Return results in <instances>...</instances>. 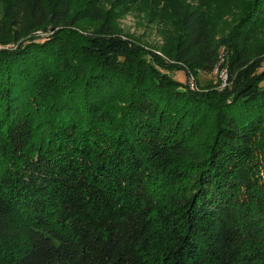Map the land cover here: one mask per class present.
Masks as SVG:
<instances>
[{
    "label": "trees",
    "instance_id": "1",
    "mask_svg": "<svg viewBox=\"0 0 264 264\" xmlns=\"http://www.w3.org/2000/svg\"><path fill=\"white\" fill-rule=\"evenodd\" d=\"M74 1L0 0V264H264V0Z\"/></svg>",
    "mask_w": 264,
    "mask_h": 264
},
{
    "label": "rangeland",
    "instance_id": "2",
    "mask_svg": "<svg viewBox=\"0 0 264 264\" xmlns=\"http://www.w3.org/2000/svg\"><path fill=\"white\" fill-rule=\"evenodd\" d=\"M193 1V0H191ZM90 2L89 0H75L74 1V8L81 7L85 4ZM104 13L111 15V10L107 6L103 10ZM228 12V11H227ZM225 12L218 21L215 22V25L219 29V33H222L226 30H228V25L231 23V17L229 16V13ZM113 18L112 26L117 28V31L123 35L128 36L134 40L139 45H143L144 47H150L152 49H158L161 50V48L166 47L168 44V39L166 35L169 34L170 27L166 25V22L162 23H153L150 21L147 17V15L144 12H138L134 11L132 8L127 9L126 11H122L120 13H117ZM100 20H85L81 23V25L86 29L95 28L100 24ZM41 36L44 35V33L39 32ZM264 42V36H260L255 41V47H257L259 44ZM157 51V50H156ZM159 53V51H157ZM224 74H226L225 69H215L211 72H199L198 75H194L193 73H186L183 70H177L172 73L173 77L181 82H186V78L188 75V80L192 78L193 85L190 87L193 89L198 88L197 85L199 84H205L208 82L211 83H221L222 85H225L223 83V77ZM222 75V76H221ZM227 75V74H226ZM227 77V76H226ZM197 81V84H196Z\"/></svg>",
    "mask_w": 264,
    "mask_h": 264
},
{
    "label": "built area",
    "instance_id": "3",
    "mask_svg": "<svg viewBox=\"0 0 264 264\" xmlns=\"http://www.w3.org/2000/svg\"><path fill=\"white\" fill-rule=\"evenodd\" d=\"M222 76V75H221ZM226 74H224V77H223V83H225V80H226ZM189 84L192 86L193 85V81H192V78H190L189 80Z\"/></svg>",
    "mask_w": 264,
    "mask_h": 264
}]
</instances>
